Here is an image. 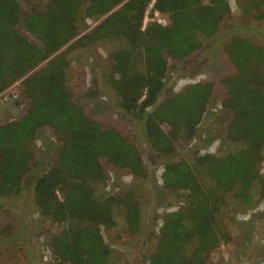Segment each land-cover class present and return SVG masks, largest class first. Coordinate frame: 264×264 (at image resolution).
<instances>
[{
	"label": "trees",
	"instance_id": "trees-1",
	"mask_svg": "<svg viewBox=\"0 0 264 264\" xmlns=\"http://www.w3.org/2000/svg\"><path fill=\"white\" fill-rule=\"evenodd\" d=\"M39 1V0H35ZM229 0H43L21 16L17 0H0V94L21 80L28 101L19 119L0 124V200L22 191L36 155L34 135L51 128L56 157L32 185L41 219L56 224L49 242L54 264H122L101 230L139 231L140 210L130 192H105L100 160L144 178L136 148L113 129L89 118L71 99L66 51L76 24L97 23L68 49L103 42L106 84L116 105L139 123L156 162L162 189L182 193V205L156 229L143 264H208L229 236L226 211H244L264 200V47L232 37L222 47L234 73L223 79L219 106L229 119L216 154L193 151L173 159L174 141L192 139L211 100L212 83H192L158 102L167 61L199 51L230 17ZM263 8L264 0H250ZM163 17L161 25L153 19ZM148 21L144 23V19ZM21 27V28H20ZM164 128H167L165 131ZM264 264V263H262Z\"/></svg>",
	"mask_w": 264,
	"mask_h": 264
},
{
	"label": "rangeland",
	"instance_id": "rangeland-1",
	"mask_svg": "<svg viewBox=\"0 0 264 264\" xmlns=\"http://www.w3.org/2000/svg\"><path fill=\"white\" fill-rule=\"evenodd\" d=\"M17 1L21 16L38 10L43 4V0ZM228 2L230 17L219 24L213 37L199 51L182 62L167 61V75L158 102L189 84L212 83L211 100L194 137L174 141L173 159L186 158L195 150L216 154L219 139L223 137L229 119L228 112L219 106L225 91L223 79L234 73L223 53V44L232 37H240L264 47V18H258L263 8L250 7V0ZM155 14L153 19L164 20ZM147 21L145 18L144 23ZM96 23L87 20L77 23L75 39ZM72 41L59 50L66 51L72 101L89 118L113 129L132 144L145 172L144 178L135 177L100 160L104 191L113 194L130 192L141 216L139 231L135 235L123 234L118 227L101 230V235L109 248L121 254L122 264H143L144 257L153 252L156 229L162 217L182 205L183 194L161 188L158 180L160 162L154 161L146 147L141 125L125 116L116 105V99L106 84L110 66L106 52L110 46L99 42L68 49ZM27 106L28 101L19 80L0 94V124L19 119L26 113ZM34 139L36 155L33 165L22 178L21 193L0 200V264H54L49 242L58 228L56 224L37 216L32 203V185L56 157L58 141L53 130L47 126L38 128ZM259 173L264 180V161L259 166ZM225 219L229 236L211 252L208 264L264 263V200L244 211L232 208L226 211Z\"/></svg>",
	"mask_w": 264,
	"mask_h": 264
},
{
	"label": "built area",
	"instance_id": "built-area-1",
	"mask_svg": "<svg viewBox=\"0 0 264 264\" xmlns=\"http://www.w3.org/2000/svg\"><path fill=\"white\" fill-rule=\"evenodd\" d=\"M156 15V14H155ZM145 20V19H144ZM157 23H159V24H161V25H164L165 24V21L163 20V21H159V20H155Z\"/></svg>",
	"mask_w": 264,
	"mask_h": 264
}]
</instances>
